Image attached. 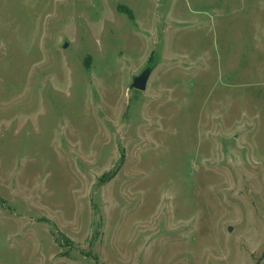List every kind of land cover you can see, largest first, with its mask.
Segmentation results:
<instances>
[{
  "label": "rangeland",
  "instance_id": "obj_1",
  "mask_svg": "<svg viewBox=\"0 0 264 264\" xmlns=\"http://www.w3.org/2000/svg\"><path fill=\"white\" fill-rule=\"evenodd\" d=\"M0 264H264V0H0Z\"/></svg>",
  "mask_w": 264,
  "mask_h": 264
},
{
  "label": "water",
  "instance_id": "obj_2",
  "mask_svg": "<svg viewBox=\"0 0 264 264\" xmlns=\"http://www.w3.org/2000/svg\"><path fill=\"white\" fill-rule=\"evenodd\" d=\"M66 46H67V42L63 44V47H66ZM152 69H153V65H149L145 69H143L141 73L133 76L132 82L129 85V88L144 91L146 89L147 82L152 72Z\"/></svg>",
  "mask_w": 264,
  "mask_h": 264
}]
</instances>
